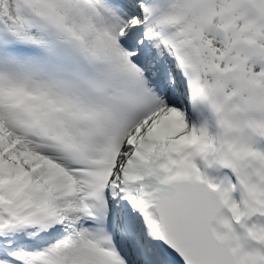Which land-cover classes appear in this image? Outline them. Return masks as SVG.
Returning <instances> with one entry per match:
<instances>
[{"label":"snow or ice","instance_id":"snow-or-ice-1","mask_svg":"<svg viewBox=\"0 0 264 264\" xmlns=\"http://www.w3.org/2000/svg\"><path fill=\"white\" fill-rule=\"evenodd\" d=\"M0 264H264V0H0Z\"/></svg>","mask_w":264,"mask_h":264}]
</instances>
